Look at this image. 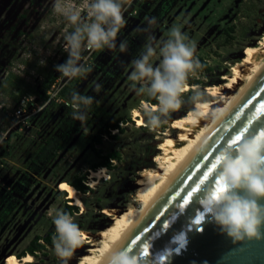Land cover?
Segmentation results:
<instances>
[{
    "label": "rangeland",
    "instance_id": "374dc122",
    "mask_svg": "<svg viewBox=\"0 0 264 264\" xmlns=\"http://www.w3.org/2000/svg\"><path fill=\"white\" fill-rule=\"evenodd\" d=\"M64 2L78 7L87 21L85 0ZM54 4L55 0H0V264H6L8 255L25 250L35 237L55 232V213L75 206L59 189L62 180L86 176L90 189L82 192L85 209L76 206L71 216L81 229L93 233L112 222L103 212L105 207L135 203L139 170L156 165L153 159L160 152L163 132L170 122L195 108L189 99L193 91H201L205 100L213 99L207 87L223 83L232 65L244 59L246 47L258 44L264 35V0H131L123 11L126 24L118 33L117 49L85 52L92 70L86 78L69 81L61 78L54 65L67 59L64 36L73 28L54 11ZM153 17L157 24L151 33L141 31ZM173 28L181 30L187 42L195 45L196 58L206 63L188 80L198 88L184 93L185 103L164 127L150 128L145 117V125L138 127L134 111L143 115L144 103L150 101L138 94L129 79L133 61L149 46L158 53ZM121 41L127 43L125 52L119 51ZM159 61L158 54L152 57L154 66ZM48 75L56 77L50 87ZM66 84L96 98L86 126L66 121L70 100L58 96ZM97 84L102 85L98 94ZM20 104L26 105V123L13 119ZM117 120L123 130L111 132L118 137L105 135L94 145L105 123ZM54 135L63 148L51 162L34 170L32 161L38 149ZM111 152H118L119 158L106 167L109 179L90 186L91 167ZM41 242L46 250L37 252L27 264H61L54 245ZM89 246L83 243L69 264L76 263Z\"/></svg>",
    "mask_w": 264,
    "mask_h": 264
},
{
    "label": "clouds",
    "instance_id": "9594fccd",
    "mask_svg": "<svg viewBox=\"0 0 264 264\" xmlns=\"http://www.w3.org/2000/svg\"><path fill=\"white\" fill-rule=\"evenodd\" d=\"M130 3L131 0H85L88 18L85 21L78 7L65 4L64 0H55L54 11L62 15L73 28L64 36L67 59L54 65L61 78L69 81L86 78L92 69L86 63L85 52L117 49L118 33L126 24L123 11ZM156 24V18H150L148 27L141 31L151 33ZM149 38L155 40L154 35L150 34ZM126 50L127 43L121 41L119 51ZM195 53V45L187 42V37L179 28H173L158 53L149 46L140 58L133 61L134 71L129 77L133 87L139 95L156 102L148 103L142 110L150 128L160 127L185 103L182 97L188 90L189 77L196 76L202 68ZM157 54L160 61L154 66L152 57ZM101 89L102 85L97 84L96 93ZM189 99L196 106L195 114L199 115L200 108L206 104L204 94L194 90ZM94 103L95 96L73 91L70 99L72 118L86 126ZM218 158L225 191L217 197L216 189H210L201 201L203 207L228 236L236 238L243 234L259 238L264 228V205L259 203L264 198V139L253 137L235 148L225 147ZM241 191L247 195H241ZM53 223L56 232L53 239L55 255L61 264H69L76 250L83 244L82 231L74 218L63 211L55 213ZM175 242L183 247L186 244L184 235L176 236ZM102 264H140V260L132 252L113 246L106 252Z\"/></svg>",
    "mask_w": 264,
    "mask_h": 264
},
{
    "label": "water",
    "instance_id": "95a60500",
    "mask_svg": "<svg viewBox=\"0 0 264 264\" xmlns=\"http://www.w3.org/2000/svg\"><path fill=\"white\" fill-rule=\"evenodd\" d=\"M261 104L264 73L117 249H131L140 264H264V228L259 238L243 234L230 237L213 222L201 203L220 181V163L215 168L212 165L227 147L225 142L243 133L233 145L235 148L264 131V113L257 115ZM240 194L247 195L243 191ZM259 203L264 205V198ZM201 216L203 219L196 223ZM180 234L186 240L183 247L175 242ZM145 247L146 256L141 254Z\"/></svg>",
    "mask_w": 264,
    "mask_h": 264
},
{
    "label": "bare ground",
    "instance_id": "6f19581e",
    "mask_svg": "<svg viewBox=\"0 0 264 264\" xmlns=\"http://www.w3.org/2000/svg\"><path fill=\"white\" fill-rule=\"evenodd\" d=\"M263 73L264 35L258 44L246 47L244 59L232 65L231 74L223 77V83L207 87L213 99L205 100L206 107L200 108L199 115L195 114V106L185 116L170 122V127L163 132V141L159 143L160 152L153 159L156 165L139 170L135 203L124 208L105 207L103 212L111 217L112 222L96 233L80 228L83 243L90 246L74 264H102L106 252L122 244ZM197 88V85L188 84L186 92ZM147 104L145 102L144 106ZM134 119L138 127L145 125L140 110L135 109ZM109 177L105 166L94 169L90 174L89 185L95 188ZM59 189L67 192L71 204L85 209L81 191L65 180L60 181ZM33 261V254H26L22 259L16 254H10L6 258V264H27Z\"/></svg>",
    "mask_w": 264,
    "mask_h": 264
},
{
    "label": "trees",
    "instance_id": "16d2710c",
    "mask_svg": "<svg viewBox=\"0 0 264 264\" xmlns=\"http://www.w3.org/2000/svg\"><path fill=\"white\" fill-rule=\"evenodd\" d=\"M201 65L204 66V65H206V63H204V61L201 60ZM48 78H49L48 79L49 81L47 83V87H50L51 83L56 80V77L48 75ZM73 91H75L74 88H71V85L66 84L59 91L58 96L59 97H65L68 100H70L71 99V93ZM150 102L152 104L156 103L154 100L150 101ZM72 111H73V109L70 106L68 108V114L66 116L67 123L68 122L74 123V119L72 118ZM91 111H93L92 108L89 111V113ZM120 122L121 121L117 120L114 122L105 123V127L103 129H101L98 134L95 135V137L93 139V144L96 145L97 143H101L102 139L105 135H111L114 138L118 137L116 134H112L111 131L116 130V129H118V130L122 129L123 130V128L120 126ZM161 127H164V126H161ZM62 148H63V144H62V142L58 136L54 135L50 138L45 139L43 144L38 149L35 158L32 161L33 162L32 168L34 170H36L37 167L40 166L41 164L51 162L59 154V152ZM116 158H119V153L118 152H111L105 157V159L102 162L93 165L91 167V169L94 170V169H97V168L102 167V166L110 167L112 165L110 163V160L116 159ZM68 182L72 186L77 188L79 191L84 192V193L90 189L88 187V185L85 183L86 182V176H84V175L82 177L76 179V180L68 181ZM63 193L65 195H67L66 192L63 191ZM68 202H71V200H69ZM76 210H78V207L67 205L66 209L63 212L72 215ZM55 236H56V232H50L45 237H40V236L35 237V239L30 243V245L28 247H26L25 250H23L21 253H18L16 256H18L19 258L22 259L26 254L35 255L37 252H41L43 250H46V245L43 244L41 242V240L45 241L46 243H48L50 245H53V239L55 238Z\"/></svg>",
    "mask_w": 264,
    "mask_h": 264
},
{
    "label": "snow or ice",
    "instance_id": "6c2138e0",
    "mask_svg": "<svg viewBox=\"0 0 264 264\" xmlns=\"http://www.w3.org/2000/svg\"><path fill=\"white\" fill-rule=\"evenodd\" d=\"M261 113H264V104H261L259 106V108L257 109V115H259ZM261 127H264V125H261ZM244 131L246 132L248 130L245 129ZM242 135H243V133H241L240 135H236L234 139H232L230 137L229 138L230 139V142H228V141L225 142L227 144V147H233V145H236L241 140ZM256 138L257 139H264V131H261L260 134H259V136H257ZM219 163H220V160H219V158H217L216 163L213 164L212 167L215 168L216 167V164H219ZM205 179H207V176H205ZM200 183L203 184L204 181L201 180ZM197 187H199V186L197 185ZM223 191H225V186H224V184L222 182V179L220 178V181H218L217 184H216V193L215 194L218 197V195L220 193H222ZM189 199H191V193H189ZM184 203L187 204L188 203V200H185ZM201 219H203L202 216L201 217H198L197 220H196V223H199ZM161 224L163 225V221H161ZM163 227H164V225H163ZM128 250L131 251V249H128ZM141 254L142 255H145V256L148 254L146 247L142 250V253Z\"/></svg>",
    "mask_w": 264,
    "mask_h": 264
},
{
    "label": "built area",
    "instance_id": "2783aa9c",
    "mask_svg": "<svg viewBox=\"0 0 264 264\" xmlns=\"http://www.w3.org/2000/svg\"><path fill=\"white\" fill-rule=\"evenodd\" d=\"M27 116L28 114H26V105H17L14 109L13 112V119L22 122V123H26L27 122ZM13 122V121H12Z\"/></svg>",
    "mask_w": 264,
    "mask_h": 264
}]
</instances>
